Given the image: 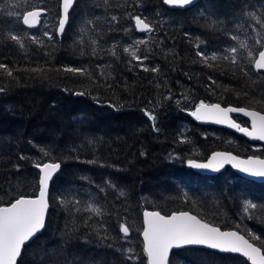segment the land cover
I'll return each mask as SVG.
<instances>
[{
  "label": "trees",
  "instance_id": "1",
  "mask_svg": "<svg viewBox=\"0 0 264 264\" xmlns=\"http://www.w3.org/2000/svg\"><path fill=\"white\" fill-rule=\"evenodd\" d=\"M33 6H47L48 12L29 30L20 17ZM250 12L264 20V0H201L186 9L167 8L161 0H76L58 36L59 0H0V62L14 76L0 71V206L17 195H36L37 162L61 164L49 186L43 230L22 249L18 264H147L140 239L143 210L187 211L264 245V183L229 168L207 176L186 167L187 160H204L213 150L264 157V146L187 116L200 101L264 114V104L250 103L264 97V70L252 68L246 49L238 54L243 71L223 59L210 60L208 67L196 55L222 57L226 48L239 47L231 39L236 35L255 57L260 49L253 38L260 37L253 27L262 37L264 29ZM113 15L119 23L111 21ZM135 15L155 30L138 32ZM10 34L20 37L22 48ZM113 46L117 56L110 54ZM130 46L148 56L144 66L159 72L144 71L123 51ZM67 67L86 74L66 72ZM145 110H154L159 132ZM245 201L261 207L245 212ZM89 205L103 215L87 210ZM121 223L130 227L127 237ZM128 249L137 259L127 258ZM168 264L249 263L234 254L182 248L170 253Z\"/></svg>",
  "mask_w": 264,
  "mask_h": 264
},
{
  "label": "snow or ice",
  "instance_id": "2",
  "mask_svg": "<svg viewBox=\"0 0 264 264\" xmlns=\"http://www.w3.org/2000/svg\"><path fill=\"white\" fill-rule=\"evenodd\" d=\"M107 2V0H105ZM193 2V0H163V3L170 6H186ZM76 0H60L61 13L58 18V27L56 33L62 35L65 30V26L69 20L70 10L73 9ZM48 12L47 6L38 7L33 6V10L27 11L22 17V23L29 27H35L40 23L42 14L46 15ZM9 15L14 13L9 12ZM252 16L256 23L260 26V29H264V20L256 16L255 13H248ZM135 21V28L141 32L151 33L155 30L154 25L147 21V18H141L140 15L131 17ZM111 21L119 23V18L115 15L111 16ZM91 23V21H88ZM81 31H84L82 28ZM253 31L256 32V36L260 38L255 39V45L261 49L258 51V58H254V51L249 47L246 40H240L238 36L233 35L231 39L239 42V47L232 46L226 48L224 51L225 55L218 56L213 53L210 57L203 51H197L196 55L201 58V62L208 67H213L209 61H216L223 59L230 61L232 65L239 68L240 49L247 50V56L245 59L254 68L255 71L259 72L264 70V37L261 36V31L253 27ZM44 35L51 41L54 39L51 32L45 31ZM10 39L15 41L21 48L23 42L20 37L16 34H10ZM31 39L35 43H42L37 37L32 36ZM93 45L96 41H91ZM138 44H145L147 41L141 40ZM199 48V44L197 45ZM93 54L96 52V48L92 49ZM125 53H128L133 60H136L143 67L144 71L159 72L158 67L151 69L144 66L143 61L148 59L147 55H137L138 48L125 47L123 49ZM83 54V53H81ZM110 54L117 56L115 46L110 50ZM131 63V61H130ZM243 71L242 68H239ZM0 71L6 73L8 77H13V69L7 64L0 62ZM30 71L36 72L41 71L38 68H32ZM66 72L79 73L81 75L86 74V71L82 68L67 67L64 69ZM246 74V73H245ZM211 79V78H210ZM212 83H215L213 80ZM0 91H4L3 87H0ZM76 95H84V92L75 93ZM245 96L248 93H244ZM165 99H171V96L165 97ZM187 99V97H185ZM264 104V97L259 100L253 98L250 103ZM179 103V101H177ZM240 112L246 116L251 117V129L241 127L235 121L231 120L229 113ZM197 120H211L218 124L227 123L230 127L236 128L238 131L243 132L245 135L252 137L253 139H259L264 141V114L261 111L255 109L249 110L247 107H221L219 103L206 104L200 101L196 105L195 110L190 113ZM145 115L152 122L153 131L159 132L156 121L157 116L154 110H145ZM181 142H184L183 138ZM91 143V141H89ZM47 156L49 153L41 149ZM217 157L221 159L217 160ZM22 159L24 157H21ZM238 158L232 156L231 153H214L212 160L208 163H196L193 160H189L188 163L195 168H210L213 170H219L224 166L225 163L236 161ZM212 161H216L215 166ZM95 163V161H89ZM238 167L240 171L248 173L255 177H264V159L249 158L248 160H241L233 165ZM35 167L40 170L38 178L39 193L34 198L26 197L24 195L14 196L7 202L8 206H0V264H18V258L22 256V249L25 247L38 232L44 227L45 216L49 208L48 200V189L49 182L52 180L53 174L56 173L61 164L59 162H46L35 164ZM112 187H115L114 185ZM103 191V189H101ZM7 194V193H5ZM120 196H124L125 193L120 191ZM79 201H76L78 204ZM257 204L251 201H245L244 211L249 212L250 210L257 209ZM79 211V209H76ZM89 211L96 215H103V211L100 207L88 206ZM143 243L144 252L148 257V264H168L169 251L173 247H180L182 245H207L212 249H218L223 252L231 253H242L243 256L247 257L252 261V264H264V252L262 247L256 246L255 243L250 242L244 235L239 234L238 231H221L219 227L213 226L211 223L205 222L199 219L196 215H191L187 211H180L178 213H172L170 215H163L159 211H144L143 212ZM120 231L127 237L130 233V227L126 223L120 224ZM252 240L260 241L261 237L252 236ZM128 259L135 260L137 257L133 254L132 249H128Z\"/></svg>",
  "mask_w": 264,
  "mask_h": 264
},
{
  "label": "water",
  "instance_id": "3",
  "mask_svg": "<svg viewBox=\"0 0 264 264\" xmlns=\"http://www.w3.org/2000/svg\"><path fill=\"white\" fill-rule=\"evenodd\" d=\"M161 1H162V4H163L165 7H167V8H172V9H186V8L190 7L191 5H193V4H195L196 2L201 1V0H193V2H192L191 4L186 5V6H170V5H166V4H164V3H163V0H161ZM32 10H33V9H32ZM29 11H30V10H29ZM26 12H27V11H26ZM26 12H24V13L22 14V16H21V19H20V20H21V23H22V17H23L24 14H26ZM60 13H61V4H60V0H59V16H60ZM42 15H43V14H42ZM22 25H23L24 27H26V28H30V29H34V28H36V27L38 26V25H36L35 27H29V26H27V25H24L23 23H22ZM134 26H135V23H134ZM57 27H58V22H57ZM57 27H56V28H57ZM136 30H137V29H136ZM138 31H139V30H138ZM139 32H141V31H139ZM56 34H57V33H56ZM57 35H58V34H57ZM255 58H258V53H257V55H256ZM261 71H263V70H261ZM206 104H216V103H206ZM195 107H196V106H195ZM195 107L192 109V111L195 110ZM221 107H228V106H221ZM249 110H252V109H249ZM192 111L187 112V116H188L189 118L195 120L196 123L199 124V125L224 128V129H227V130H229L230 132H232V133H234V134H236V135H238V136L244 138V139H245L247 142H249V143H257V144H260V145H263V146H264V141H261V140H259V139H253L252 137H249V136L245 135L243 132L238 131L236 128H234V127H230L227 123H225V124H218V123H215V122H213V121H211V120H197L194 116H192V115L190 114ZM262 114H263V113H262ZM235 115H236V116H239V117H241V118H243V119H245V120L247 121L248 125H247V126H241V127L248 128L249 130L251 129V117L246 116V115H244L243 113H240V112H233V113H229V117L231 118V120H233L231 116H235ZM233 121H234V120H233ZM235 123H237V122H235ZM237 124H238V123H237ZM214 153H231V152H228V151H218V150H217V151H213V152H211V153H210V154H209L204 160H201V161L193 160V161H195L196 163H208L209 161L212 160V156H213ZM231 155L237 157L238 159H237L236 161H232V162H229V163H225L224 166H223L222 168H220L219 170H213L212 167H210V168H206V169H203V168H195V167H192V166L188 163L189 160L187 161L186 164H187V166H188L192 171H194V172H196V173H198V174H200V175H211V176H213V175H216V174H218L219 172H221L224 168L228 167L233 173H235V174L238 175L239 177H242V178H244V179H248V180H251V181H255V182H258V183H264V177H255V176H251V175H249L248 173H245V172L240 171V169H239L238 167H234V166H233L234 164L238 163V162L241 161V160H248L249 158H254V159H255V158H258V159H264V158H261V157H258V156H253V155H249V156H246V157H241V156H237V155H235V154H233V153H231ZM219 159H221V157H217V160H219ZM45 163H46V162H45ZM212 163H213V165L215 166L216 161H212ZM36 169H37V168H36ZM58 171H59V170H58ZM58 171H57V172H58ZM37 172H38V178H39L40 170L37 169ZM57 172L53 174L52 179H53L54 176L57 174ZM51 181H52V180H51ZM51 181L49 182V186H50ZM48 191H49V189H48ZM38 193H39V185H38V190H37V193H36L35 196H37ZM35 196L30 197V198H34ZM3 206H8V205H3ZM144 211H146V210H143V211L141 212V231H140V239H141V243H142V250L144 249L143 236H142V230H143V227H144V224H143V219H144V218H143V212H144ZM147 211H154V210H147ZM47 212H48V211H47ZM172 213H178V212H172ZM172 213H169V214H167V215H170V214H172ZM190 214H191V213H190ZM46 215H47V213H46ZM191 215H193V214H191ZM45 218H46V216H45ZM44 223H45V222H44ZM215 227H216V226H215ZM42 230H43V229H41V231H42ZM220 230H221V229H220ZM41 231L38 232L36 235L40 234ZM221 231H234V230L226 229V230H221ZM36 235H35V236H36ZM35 236H34V237H35ZM34 237H33V238H34ZM33 238H32V239H33ZM27 243H28V242H27ZM182 248H202V249L211 250V251H214V252H217V253H228V254H234V255L241 256L242 258H244L245 260H247V262H248L249 264H252V261L249 260L247 257L243 256L242 253L223 252V251H220V250H218V249H212V248L208 247L207 245H182V246H180V247H173V248L170 249V251H169V256H170V253H171L172 251H174V250H178V249H182ZM143 253H144V255H145L146 263L148 264V257H147V254L144 252V250H143ZM168 258H169V257H168Z\"/></svg>",
  "mask_w": 264,
  "mask_h": 264
},
{
  "label": "flooded vegetation",
  "instance_id": "4",
  "mask_svg": "<svg viewBox=\"0 0 264 264\" xmlns=\"http://www.w3.org/2000/svg\"><path fill=\"white\" fill-rule=\"evenodd\" d=\"M232 117H233V118H235V117H236V118H241V117H239V116H232ZM241 119H243V118H241ZM245 121H246V120H245ZM238 124H239V123H238ZM198 125H199V124H198ZM247 125H248V123H247ZM247 125H246V126H247ZM200 126H202V125H200ZM240 126H244V125H240ZM202 127H208V128H211V129H224V128L212 127V126H202ZM225 130H227V129H225ZM227 131H229V130H227ZM229 132H230V131H229ZM230 133H232V132H230ZM232 134L235 135V136H237V137H240V136H238V135H236V134H234V133H232ZM240 138H242V137H240ZM243 139H244V138H243ZM213 151H217V150H213ZM213 151H211V152H213ZM218 151H220V150H218ZM211 152H210V153H211ZM210 153H209V154H210ZM209 154H208V155H209ZM216 175H217V174H216Z\"/></svg>",
  "mask_w": 264,
  "mask_h": 264
},
{
  "label": "rangeland",
  "instance_id": "5",
  "mask_svg": "<svg viewBox=\"0 0 264 264\" xmlns=\"http://www.w3.org/2000/svg\"><path fill=\"white\" fill-rule=\"evenodd\" d=\"M46 24V20L43 22V25H45ZM149 107H151V106H149Z\"/></svg>",
  "mask_w": 264,
  "mask_h": 264
}]
</instances>
